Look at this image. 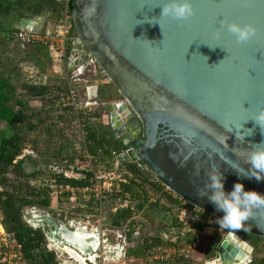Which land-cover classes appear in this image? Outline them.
<instances>
[{"label": "water", "instance_id": "water-1", "mask_svg": "<svg viewBox=\"0 0 264 264\" xmlns=\"http://www.w3.org/2000/svg\"><path fill=\"white\" fill-rule=\"evenodd\" d=\"M164 2L71 0L70 18L79 43L120 96L102 103L109 137L131 163L217 219L223 213L197 198L211 171L225 177V191L241 183L245 191L264 194V180L235 171H246L250 151L264 143V127L254 121L264 110V0H192L195 14L188 22L159 17ZM222 21L249 25L254 35L243 44L227 31L218 38ZM33 26L29 19L18 22L19 29ZM24 217L33 229H49V247L55 241L94 253L96 234L83 230L89 236L83 238L48 215ZM245 228L241 232L264 240V210L254 211ZM234 250L249 258L244 264L251 262L253 248L227 232L217 258L203 264H223L221 254ZM113 252L108 256L120 260Z\"/></svg>", "mask_w": 264, "mask_h": 264}, {"label": "built area", "instance_id": "built-area-1", "mask_svg": "<svg viewBox=\"0 0 264 264\" xmlns=\"http://www.w3.org/2000/svg\"><path fill=\"white\" fill-rule=\"evenodd\" d=\"M71 0H58L62 6L59 11V18L52 28L44 32H36L33 30H16L13 31L11 39L14 43L22 46L39 45L44 48L48 54V58L52 65L53 75L56 77H64V86L51 87L46 99L54 102L56 109L53 112V120L51 122L54 128L62 131L64 136L71 139L77 155L80 156L77 162L76 169L84 173L83 179L86 181V186L82 189L83 201L81 204L88 207L93 204V212L97 215L99 221L102 220L101 208L104 201L109 198H114L115 203L112 207V212L128 211L129 218L118 227L117 240L120 242V247H109L105 245L106 240H103L99 224L97 227L83 226L80 221L75 218L67 222V226L72 229H82L98 237V246L93 253L96 257L94 261L87 259V264H114L111 263L106 254L107 249L120 248L122 257L125 255V249L128 246L127 240L130 238L138 239L142 231V222L140 220V211L158 206L161 203H169V211H172L176 218V223L180 227L170 226L159 234V237L168 246L152 247L148 250L145 257L148 264H171L176 257L186 258V256L195 247L194 243H185V238L188 233H198L195 226L196 223H203L206 227L212 224V221L205 219V213L199 209L189 205L182 199L177 197L166 187L160 185L154 180L158 187L145 184L142 186V195L140 199H133L126 192L122 185L126 183L127 178L132 175L127 171L126 166L131 163L126 151L111 150L107 154L97 153L93 155L89 151L87 139V129L89 127L88 120L93 119L97 115L104 119L102 104L96 98V89L85 86V99L80 101L76 87L78 84L85 82L86 77L92 74L93 70H99L93 58L87 53L85 48L79 43L81 53L74 57L69 52V39L75 33L72 27L69 3ZM78 40V39H77ZM79 42V41H78ZM70 65V70H66V66ZM103 75V73L100 71ZM22 76L24 83L32 87H47L49 86L48 77L37 67L31 64L22 65ZM68 104L71 107L68 116L59 107H64ZM50 113V114H51ZM50 119V118H49ZM41 131V129L39 130ZM38 135L36 131L33 135ZM54 176H62L68 178V174L61 168H49ZM123 176L121 178L120 173ZM54 184L55 180H51ZM141 206V210L139 209ZM80 217L78 214H76ZM85 220H90L91 216H81ZM104 220V219H103ZM214 220H216L214 218ZM194 222V223H193ZM191 224L192 226H189ZM194 224V225H193ZM106 239V238H105ZM45 248L48 252L55 250L49 247L46 243ZM108 251V250H107ZM56 261L59 264L66 263V260L76 264L68 255L58 256L56 253ZM62 258H65L64 260ZM108 262H107V261ZM0 264H29L24 256L21 245L17 242L12 233L6 232L0 224Z\"/></svg>", "mask_w": 264, "mask_h": 264}, {"label": "trees", "instance_id": "trees-1", "mask_svg": "<svg viewBox=\"0 0 264 264\" xmlns=\"http://www.w3.org/2000/svg\"><path fill=\"white\" fill-rule=\"evenodd\" d=\"M13 12L16 13L18 18L32 19L40 17L43 13H51L56 16L59 14V9L53 0H0V28L2 18L13 15ZM2 40L6 41L3 43L4 46L7 45L8 48L12 46L13 42L7 41L5 36H2ZM28 47L32 51L31 47L36 46H24L23 49ZM33 56H29L31 58L27 61H22L20 66L28 61H32L34 64L41 66L48 75H51L50 61L43 67L37 60L33 59ZM50 88V86H15L11 79L0 76V123L4 122L8 126L7 131H0L1 225L7 232L14 235L17 242L21 245L24 256L29 264H59L56 261L55 253L46 250V241L43 233L40 230L31 228L24 221V212L28 209H48L50 207V191L47 187H31L29 180L35 179L41 174V171L27 172L26 164L29 162L28 158L23 157L18 159L26 143L25 136L30 132L22 131L21 127L27 125L29 128H33L34 126H31L32 116L36 117L39 123L42 122L44 119L43 108L47 102L46 95ZM24 97H28L29 100L24 99ZM98 118L99 116L97 115L92 120H88L89 127L87 131L89 133L87 134V139L88 142H92L89 145L91 152H93V148L104 147L105 133L101 131L102 125L97 124ZM126 169L134 176H140V171L135 164L129 163ZM150 178L152 179L151 175L149 178L143 180L141 188L145 184L158 187L149 180ZM57 182L62 185L77 186L73 180L60 178ZM125 190L131 191L127 186H125ZM159 208L163 211H169L162 207ZM128 218V211H117L112 218L113 227L118 228ZM173 223H176V220H173ZM195 227L199 232H204L206 229V226L201 223L195 224ZM238 233L248 238L247 240L250 241L249 243L253 251L258 248V243L263 240L241 231ZM207 240L205 261H210L216 257V250L222 238L220 236H213L208 237ZM148 241H150V244H148ZM159 245L160 241L157 237L145 238L141 245L127 250V256L135 259L143 258V251L146 248ZM171 264H189V261L186 258L176 259ZM249 264H264V254L260 259L256 261L253 259Z\"/></svg>", "mask_w": 264, "mask_h": 264}, {"label": "rangeland", "instance_id": "rangeland-1", "mask_svg": "<svg viewBox=\"0 0 264 264\" xmlns=\"http://www.w3.org/2000/svg\"><path fill=\"white\" fill-rule=\"evenodd\" d=\"M31 48H32V51H30V47L22 49L19 44L12 43L11 48L7 47L4 50L2 49L3 59H5L7 55H10V54L13 55V84H15L16 86H21L24 83V79L22 76V65L20 66V63L25 60L27 61L29 58H31L29 56L34 55L33 59L35 61L37 60V62L43 67H45V64L47 65L49 63V58L47 56L48 54H46L47 52L44 51V48H41L40 46L31 47ZM27 63L39 68L44 74H46L45 70L41 68V66L34 64L32 61H28L24 64H27ZM49 78H50V80L48 79L49 84L54 85L52 81L56 83V80H55L56 78L54 76L49 77ZM56 85H60V84L56 83ZM107 89H108L107 87L102 88L103 90L102 92L106 93V91H108ZM24 99L29 100L28 97H24ZM52 116H53V112L49 115L50 119L48 120L49 123L46 124L48 125V128L46 129L43 128L44 123L42 122L39 123L38 119L32 116L31 123H32V126H34V130L31 131L27 136H25V141L27 140V142L25 143V146H24V148L26 149L23 151V157H27L29 162H30L29 159L31 160L34 159V161H36L39 164H43V163L50 164L49 168L54 167L55 165L56 167L62 169L63 164L61 163V160H58L59 155L57 154V152L60 149L62 150V148L60 147L62 146L64 147V151L61 152V155H65L64 153H66L67 155H69V157H71L73 155H77V152L71 149V146L69 143L70 139L66 138L64 135H61L60 137L59 136L60 131H57L56 129L53 130L54 126L51 122L53 120ZM105 123H106L105 119H100V122L98 124L104 125L107 129V126ZM40 129L41 131H39ZM7 130H8V126L4 122L0 123V131H7ZM36 131L38 132V135H35V134L33 135V133H35ZM49 131H51V135H52L51 139L49 136L50 135ZM32 141H37L34 147L38 151V153H35L33 146L31 145ZM49 143H50V158H47L45 161V158H44L45 156L43 155L44 157H41L40 153L44 152V149L47 147ZM57 143H61V146H57L56 145ZM26 169L29 172H32L34 170V167L32 165H29L26 167ZM45 169H46L45 166L44 167L38 166V168L35 169V171H41V174L39 175L40 177L43 173L45 174L44 172ZM120 175H121V178L123 177L125 179L127 178V176L122 175V172L120 173ZM132 178L133 177H131V179ZM126 182H128L127 179H126ZM41 184H44V182ZM30 186H33V184H31ZM114 203H115L114 198H109L106 201H104L103 206L100 210L102 213L100 216L102 218L101 221L97 219V215L93 212V206H94L93 204L88 205V207L84 206L87 204H84L80 210H73V209H70V206H66V205L62 206L61 204L55 202L53 203V206L51 205L48 209H36V208L28 209L27 211L24 212V215L25 214L40 215V216L48 215L55 222L65 223L66 225H67V222L75 218L77 221H80L83 226H87L89 228L91 226L97 227L100 224L101 226H99V228L101 229L102 234L104 235L103 240H106L105 245L109 247H115V245H117L118 247H120L119 245L120 242L116 239L117 238L116 232H118L117 231L118 228H115L112 225V218L115 214L112 212V207L114 206ZM159 207H162L164 209H170L169 203L164 202L158 206H153L151 208H147V209L140 211V220L143 225L141 235L138 239L130 238L127 240L128 246L125 249V255L121 257L119 262H116L115 264H148L145 257L139 258V259L128 257L127 250L134 249L136 246L141 245V243L143 242L145 238L147 239L151 237L158 238L159 230L166 228L167 226L173 223L174 219H176L173 216L172 211H163ZM78 211H79L78 215L80 217L76 215V212ZM82 215L91 216V219L85 220L81 217ZM204 218L212 221V224L206 227L204 232L199 233V243L195 245V247L191 250V252L186 256V259L189 261V264H203L204 262H206L205 255L207 251L208 237L220 236L223 240L225 234L227 233V231H225L224 229L219 228V225L215 223V220L213 217L205 214ZM97 221H99V224L97 223ZM122 224L123 223H121L120 226ZM189 226H192V225L189 224ZM235 234L238 235L241 239H243L248 245H250L249 243L250 241L247 240L248 238L245 235L240 234L238 232ZM149 242L150 241H148V244ZM263 254H264V240L258 243V248L255 251H252L250 261H252L253 259L254 261L260 259V257ZM216 258L217 257H215L214 259ZM62 259L64 260L65 258H62ZM65 260H66L65 264H74L67 259Z\"/></svg>", "mask_w": 264, "mask_h": 264}, {"label": "crops", "instance_id": "crops-1", "mask_svg": "<svg viewBox=\"0 0 264 264\" xmlns=\"http://www.w3.org/2000/svg\"><path fill=\"white\" fill-rule=\"evenodd\" d=\"M53 1L56 3V5L58 6V9L60 11L62 5L59 2H57L58 0H53ZM22 13H23V11H22ZM58 18H59V14L54 16L51 13H43L40 17L32 18V19H30V18H18L16 16L15 12H13V15H9V16L3 17L2 18V25H1V28H0V76H2L4 78H9V79H11L13 81V55H11V54L7 55L6 58L3 59L2 49L3 50L6 49L7 45L4 46L3 43L6 42V41L2 40V36H5L6 40L7 41L10 40L11 41L10 43H12L13 41L11 39V35H12L13 31L21 30V29L18 28V22L20 20H22V19H29V20H32L34 22L33 31L44 32V31L48 30L49 28H52L55 25V23L57 22ZM20 46L23 49L24 46H22V45H20ZM27 46H36L37 47L39 45H27ZM44 51L46 52L45 49H44ZM69 52H70V54L73 57L75 55H79L81 53V48H80L79 42H78V40H77V38H76V36L74 34L69 39ZM69 67H70V65H67L65 69L68 71ZM50 68H51V72H52L53 70H52L51 62H50ZM45 75L48 77L49 80H50L49 77H53L54 76L53 72H52L51 75H48L47 73ZM54 77L56 78L55 79L56 83H59L60 85H56V83L54 81H52L54 83V85L53 84H49L50 87L64 86L66 84L64 77H62V76L61 77L54 76ZM23 85H26V84L23 83ZM85 86L93 87L94 90L96 89V98L99 100V102L101 104L102 103H113V102H116V101H120V96L117 93L116 89L111 85V83L108 81V79L104 75H102L100 73V71H98V70H93L92 74H90V75H88L86 77L85 82L77 85L76 91H77V94H78V97H79L80 101L85 99V95H84ZM104 87L108 88L107 89L108 91H106V93L102 92L103 91L102 88H104ZM59 108L66 113L65 116H68L69 115L68 113H70V111H71V109H70L71 107H69L68 104H65L64 107L60 106ZM13 109H14V107H13ZM54 109H56V106H55L54 102H51V101L47 100L46 106L43 108V111H44V119L42 120V123H44V127L43 128H45V129L48 128V125H46V124L49 123V121H48L49 120V115H50L51 111H53ZM99 122H100V120L97 121V124ZM100 126H101V124H100ZM21 129H22V131H30L31 132V131L34 130V127L33 128L32 127L29 128V126L24 125V126L21 127ZM54 129L55 128H53V130ZM101 131H103L105 133L104 147H101V148H98V149L93 148V152H91L90 149H89V151L92 154L95 152L93 155H96L97 153L107 154L111 150H115V151H121L122 150L120 146L115 145L110 140V137L108 135V131H107V129H106V127L104 125H102ZM86 133L88 134L89 131H86ZM49 134H50L49 136H50V139H51V137H52L51 131H49ZM61 135H64L62 133V131L59 132V136L60 137H61ZM26 142H27V140H26ZM89 142H90V144H92L91 141H89ZM36 143H37V141H32L31 145L33 146V149H34L35 153H38V151L34 147V145ZM69 143H70L71 149L73 151H76L71 139H70ZM56 145L57 146H61V143H57ZM60 148H62V150L60 149L57 152V154L59 155V159L58 160H61V163L63 164L62 167L64 169L63 168L62 169L64 171H66L67 174H69L68 178H64L62 176H54L49 170L50 164H48V163L47 164H44V163L43 164H39L36 161H34V159H32V160L29 159L30 162H28V164H26V167L29 166V165H32L34 167L33 171H35V169H37L38 166L39 167L40 166H42V167L45 166V168H46L45 171H44L45 174L43 173L40 177L37 176L35 179H30L29 180V185L33 184V186H31V187H34V188L47 187L49 189V191H50V193H49L50 206L51 205L53 206V203L56 202V203L61 204L62 206H64V205L70 206V209L80 210L82 208V204L81 203L83 202L81 200V198H82L81 191L86 186V181H87V180L83 179L84 173L80 172V171H78L76 169L77 162L79 161L80 156L73 155V156L69 157V155H67L66 153H64L65 155H61V152L64 151V147L62 146ZM25 149L26 148H24L23 151ZM23 151H22L21 155L18 157V159L23 158ZM40 154H41V157L45 156L44 157L45 161H46L47 158H50V143L44 149V152L40 153ZM131 164H133V163H131ZM135 165L139 169L141 177L140 176H134L133 174H131L133 178L132 179L131 178L130 179L127 178L128 182L123 184L122 187H123L124 190H125V186L130 188L131 191H126V190L125 191L128 192L132 196L133 199H140L141 195L143 194L142 193L143 189L141 188V183L143 182V180L145 178H149L150 174L143 167H141L139 164L136 163ZM73 166H74V168H73ZM60 178L73 180L77 184V186H69V185L59 184L57 181ZM51 180H55V183L52 184ZM149 180L153 184H155L153 177H152V179L150 178ZM43 182H44V184H41ZM139 209L141 210V206H139ZM78 213H79V211L76 212V214H78ZM129 216H130V214H129ZM174 221H175V219H174ZM0 224H1V215H0ZM196 224H200V223H196ZM170 226L180 227V226H178L177 223H172L169 226H167L166 228H164L162 230H159L158 235L162 231H164L167 228H169ZM197 232L198 233H188L186 235V238H185V243H190L191 244V243L195 242V245H197L199 243V233H201L198 230H197ZM129 239H130V237H129ZM158 240L160 241V245L159 246H153V247H161V246H168L169 245L168 243H165L164 241H162V239L159 236H158ZM151 248H152V246H150L149 248H146L143 251V258L147 256V252ZM176 259H183V258L182 257H176L175 260Z\"/></svg>", "mask_w": 264, "mask_h": 264}, {"label": "clouds", "instance_id": "clouds-1", "mask_svg": "<svg viewBox=\"0 0 264 264\" xmlns=\"http://www.w3.org/2000/svg\"><path fill=\"white\" fill-rule=\"evenodd\" d=\"M158 8L160 9L159 17L175 21L188 22L195 14L192 0H166ZM223 31L231 33L238 44L246 43L254 35L251 26L229 21L220 23L217 31L218 38ZM254 121L260 128L264 127V110L258 113ZM262 144L254 145L250 151L249 168L246 171L242 172L234 168L238 175L255 178L257 182L264 180V146ZM224 180L225 177L219 170L211 171L208 174L209 182L204 185L203 189L197 190V198H206L214 206L216 212L223 213L222 217L215 220V223L219 225L220 229L235 234L246 230V222L252 217L254 211L264 210V194L245 191L244 185L241 183H235L231 191H225Z\"/></svg>", "mask_w": 264, "mask_h": 264}, {"label": "bare ground", "instance_id": "bare-ground-1", "mask_svg": "<svg viewBox=\"0 0 264 264\" xmlns=\"http://www.w3.org/2000/svg\"><path fill=\"white\" fill-rule=\"evenodd\" d=\"M75 231H76V234L77 233L83 234V238L89 237L86 234L81 232V231H83L82 229H76ZM52 242H53V245H50L51 248L54 247L56 250L60 251L62 256L68 255L70 257V259H72L74 262H76V264H87L85 262V261H87V259H89L92 262V261H94V259L96 257L93 253L84 254L83 253L84 250H82L83 248H80L82 251H78V250L71 248L70 246H68L66 244H60V243H57L55 241H52ZM98 244H99L98 241H94V243L91 245L94 252L96 251ZM105 249H106L105 250L106 254H107V250L113 251L111 249H107V247ZM121 251L122 250L120 248L114 249L113 253L116 252V254H117L116 258H118L119 256H120V258L122 257ZM224 253L221 254V260H222L223 264H244V262H247L249 259L247 256L242 255L238 251H235V250L232 252H229V253L226 252L228 254H224ZM107 257L111 263L115 264L116 262H119V260L115 259L114 257L108 256V254H107Z\"/></svg>", "mask_w": 264, "mask_h": 264}, {"label": "flooded vegetation", "instance_id": "flooded-vegetation-1", "mask_svg": "<svg viewBox=\"0 0 264 264\" xmlns=\"http://www.w3.org/2000/svg\"><path fill=\"white\" fill-rule=\"evenodd\" d=\"M110 140H111L115 145L120 146V144H119L117 141L112 140L111 137H110ZM130 144L132 145L133 143L131 142ZM30 213H31V212H30ZM30 216H32V214H30ZM24 218H25V217H24ZM37 230H39V229H37ZM47 231H49V229L46 227V231L43 233L44 238H45V233H46Z\"/></svg>", "mask_w": 264, "mask_h": 264}]
</instances>
